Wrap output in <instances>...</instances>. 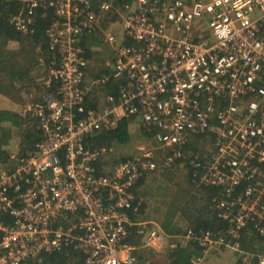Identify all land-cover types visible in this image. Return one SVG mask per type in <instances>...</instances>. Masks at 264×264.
I'll return each instance as SVG.
<instances>
[{
    "label": "built area",
    "instance_id": "obj_1",
    "mask_svg": "<svg viewBox=\"0 0 264 264\" xmlns=\"http://www.w3.org/2000/svg\"><path fill=\"white\" fill-rule=\"evenodd\" d=\"M19 1L10 23L22 33L33 31L39 10L56 19L46 31L47 90L28 106L43 138L0 170V264L41 261L67 247L83 264H141L138 249L190 243L202 249L193 264L223 250L240 264H264V253L242 244L243 234L264 240V0ZM113 14L121 21L120 32H105L113 69L92 83L117 81L118 96L90 107L81 40ZM122 118L138 119L172 160L188 161L197 188H219L212 201L226 230L171 235L155 224L129 242L139 225L129 213L135 189L156 169L154 153L108 167L102 161L113 148L88 144ZM195 136L208 139L206 151L186 149Z\"/></svg>",
    "mask_w": 264,
    "mask_h": 264
},
{
    "label": "trees",
    "instance_id": "obj_2",
    "mask_svg": "<svg viewBox=\"0 0 264 264\" xmlns=\"http://www.w3.org/2000/svg\"><path fill=\"white\" fill-rule=\"evenodd\" d=\"M131 1V0H130ZM20 7L19 0H0V91L6 95L11 96L14 87L17 84H14L17 80H22L25 75L29 73V67L24 69V63L29 60V57H26L25 54L29 50H32V47L42 50L43 60L46 61L47 65L50 67L51 63V52L49 50V40L46 34L47 29L56 19V15L53 10H39L34 22H33V31L29 33H22L14 28L10 23V17L12 14L16 13ZM116 20H120L119 16ZM115 21V20H114ZM111 18H105L104 22L106 24H114ZM98 29L94 32L86 33L81 40V45L85 49V55L90 61L93 57L91 45H88V38L93 37V33H96ZM107 45H110L105 37ZM11 42H18L20 44L17 48H10ZM111 46L113 52V46ZM31 48V49H30ZM114 55V52H113ZM20 58L21 62H18L17 59ZM114 58V57H113ZM115 59V58H114ZM88 70V69H87ZM107 70H100L94 76L97 78L101 73ZM2 75L6 78L3 79ZM96 88V86L94 87ZM101 90L104 91V95L114 94L118 96V82L109 81L99 86ZM52 89H55V85H52ZM93 90H90L87 95V105L90 107H96L97 103L92 97ZM264 107V105H263ZM133 118H122L117 122V125L113 128L103 129L97 134H94L90 137L88 144L93 147H111L113 143L118 144H127L131 140L130 132V123ZM13 129H16V133L19 136V141L14 146L16 142L13 138ZM150 136V134L145 133ZM43 133L38 127L37 120L32 117L29 113L27 115L22 114L19 111L11 109H0V168L1 166H6L8 168L9 163L11 162L14 167L18 162L21 156H24L28 151L34 150L35 145L42 140ZM208 141L204 136H195V139L191 141L186 149L190 150L192 154L196 152L206 151V149L200 150L199 144L202 142V146ZM199 142V143H198ZM15 148L16 158L11 159V148ZM125 158V157H124ZM121 158V159H124ZM118 159L116 161H119ZM176 162L180 163L185 160L179 158L174 159ZM188 161H186V167L189 168ZM12 166V165H11ZM9 166V168L11 167ZM13 166L9 169L11 170ZM189 171V170H188ZM189 181L192 184L190 189L185 191L181 197L178 198V204L175 202L171 203V206L166 208L164 215L159 219V224L162 229L171 235L181 234L186 231L187 228L198 229H210V230H226L227 222L223 220L218 215V210L215 207L214 202L212 201L213 197L219 191L217 187H205L202 188V191H198L195 184L191 181L190 171L188 172ZM145 178H143L138 186L143 183ZM137 186V187H138ZM192 191V192H191ZM136 194L137 189H135ZM200 193L205 195V201L201 203ZM180 199V200H179ZM138 202V199L136 200ZM138 205V204H137ZM136 205V206H137ZM136 206L129 211L130 216L133 222H137L138 216L143 213L145 209V204L140 202L139 207L135 210ZM180 213V214H179ZM177 215H181L184 222L186 223L187 228H184L181 222H177L174 219H177ZM9 220L10 217H8ZM138 226H131L133 232V238L129 240L130 243H139L140 234H138ZM253 234V233H252ZM252 236H255L254 234ZM247 234H243L242 244L243 247L258 252L253 249L252 246L248 247L245 241L254 240L252 237L250 240ZM256 237V236H255ZM262 244L264 240L256 237ZM139 252L140 255H143V252L140 249L136 250V254ZM202 249L195 243H190L185 247L177 246L174 249H169L167 251V257L169 259L168 264H193V258L200 255ZM141 257V256H140ZM138 255V260L140 261ZM238 257V258H237ZM210 259V258H209ZM214 262L209 264H240L238 254H233L230 251L225 250L222 253L221 258H215ZM219 260V261H217ZM206 260L203 264H205ZM84 255L72 248L67 247L62 251L56 252H46L42 256V260L38 261H28L25 264H83Z\"/></svg>",
    "mask_w": 264,
    "mask_h": 264
},
{
    "label": "rangeland",
    "instance_id": "obj_3",
    "mask_svg": "<svg viewBox=\"0 0 264 264\" xmlns=\"http://www.w3.org/2000/svg\"><path fill=\"white\" fill-rule=\"evenodd\" d=\"M117 19V17H116ZM121 21L115 20L113 23L116 24V26L112 27L111 24H106L104 20L102 21V26L98 29V36L97 38H100L101 40V48L97 53H94L95 55L90 59L88 70H87V76H86V85L89 86L90 90H93L92 97L94 98V101L98 104L103 105L105 93L103 90H101L99 87H95L93 85L94 76L98 73V71L102 70L101 67H104L108 72H110L113 69L114 63H111V66L106 62L109 60L108 56H100L104 52V45L105 44V32L108 28L109 31L118 33L121 31ZM10 48L14 49L20 46L18 42H11ZM31 49V48H30ZM42 50L32 47V50H29V53L27 52L25 54L26 57H29V60L24 63V69L29 67V73L28 75L22 79L15 81L17 84L18 89L25 90V96L23 98V101L21 103H17L18 111L22 114L27 115L28 112V106L32 104V102L37 99L41 94H43L46 90V83L50 76V67L47 65L46 61L43 60L45 57L42 56L40 53ZM18 62L20 61V58L17 59ZM3 79H6L2 75ZM14 98V97H13ZM12 98V99H13ZM14 100V99H13ZM25 100V102H24ZM17 102L16 100H14ZM132 124V122H131ZM139 130H135L133 132L132 128L131 130V140L127 144H118L113 143L111 147L113 148V151L104 157L102 163L103 166H108L116 162V160L133 156L135 154H140L145 151H152L154 153V158L156 162V169L153 171H150L148 178L145 180V186L142 188V201L145 204L144 209V215L146 212H148V215L146 218L154 221L157 223V219L162 218L163 213L157 211V209L164 204L165 210L166 208L171 206V203L175 202V204H178V198L182 196V194L190 189L192 184L189 181L188 177V168L186 167V164L184 162H176L175 160L171 159V155L168 150H165L163 148H159L157 144L152 140V138L148 135H146L140 127V122L137 120V126ZM13 138H15L16 142L14 143V146L17 141H19V136L16 133V129H13ZM203 146L201 145L202 142L199 144L200 150L202 147L203 149L209 148V142ZM199 143V142H198ZM15 148H11V153H15ZM9 165H11L9 163ZM1 169H9L6 166L1 167ZM198 191H202V188H197ZM192 192V191H191ZM201 196V203L205 201V195L200 193ZM180 200V199H179ZM180 214V213H179ZM179 220L181 221L184 228H187L186 223L184 222L181 215H179ZM154 223H149L146 227H149L150 225H153ZM252 237H249L248 240H250ZM254 240L245 241L248 247L252 246L254 250L264 253V243L262 244L258 239L253 238ZM146 249V248H143ZM152 250L148 249V253L145 254V259H147L146 264H157V256L150 258V254ZM228 251V250H227ZM224 252L221 251L216 254H212L210 257H216L221 258L222 254ZM231 252V251H230ZM233 253V252H231ZM144 254V253H143ZM235 254V253H233ZM219 255V256H218ZM218 256V257H217ZM150 258V259H149Z\"/></svg>",
    "mask_w": 264,
    "mask_h": 264
},
{
    "label": "crops",
    "instance_id": "obj_4",
    "mask_svg": "<svg viewBox=\"0 0 264 264\" xmlns=\"http://www.w3.org/2000/svg\"><path fill=\"white\" fill-rule=\"evenodd\" d=\"M110 18H111V20H116V17H115V15L113 14V16H110ZM113 25H114V27L116 26V24H112V27H113ZM100 26H102L103 27V25H100ZM100 28V27H99ZM109 29L110 28H108L107 29V31H109ZM106 31V32H107ZM98 32V31H97ZM93 33V37H90V38H88V45H91V49H92V54H93V56L95 55L94 53H97L98 51H99V49L101 48V40H100V38H97V36H98V33ZM99 37V36H98ZM105 44L106 45H104V52L100 55V56H102V57H104L105 55L106 56H108L109 57V60H107L106 62L111 66V63H114V58H113V53H112V49H111V46L110 45H107V43H106V41H105ZM101 69L102 70H106V69H108V68H104V67H101ZM14 84H16V82H14ZM14 91H12V93H11V96H9V95H6V94H4L3 92H1L0 91V109H11V110H15V111H18V108H17V106H18V104L17 103H21L22 101H23V98H24V96H25V93H26V91L23 89V90H21V89H18V87L16 86V87H14V89H13ZM14 97V98H13ZM16 100L17 102H15L14 100ZM25 99V98H24ZM24 102H25V100H24ZM138 120V119H137ZM137 120H135V119H133L131 122H132V124L130 123V129L132 128V130H133V132L135 131V130H139L136 126H137ZM130 132H131V130H130ZM132 134V133H131ZM12 154V153H11ZM11 159H12V157H11ZM10 164L12 165V166H14L11 162H10ZM11 165H8V167L9 166H11ZM11 166V167H12ZM1 167H4V166H1ZM149 173L150 172H148L147 174H146V177H145V179H144V181H143V183L142 184H140L136 189H137V198H138V205L136 206V209L135 210H137V208L139 207V204H140V202H143L142 201V188L145 186V180L148 178V175H149ZM157 211L159 212V214H160V212L161 213H163V215H164V213H165V206H164V204L163 205H161L158 209H157ZM144 211H143V213H141L137 218V222L136 223H139V225H138V228L139 227H141V228H145L149 223H154L153 225H155V224H157V226H159L160 228H162L161 226H160V224H159V218L157 219V223H155L154 221H152V220H150V219H148V218H146V216L148 215V212H146V214L144 215ZM162 215V216H163ZM179 217L180 216H178L177 215V219H174L175 221H177V222H181L180 220H179ZM153 225H150V226H153ZM149 250H152V249H149ZM169 249H167V250H164L163 252H160L159 250H152V251H149V252H151V254H150V258H152V257H156L157 256V264H168L169 263V259H168V257H167V251H168ZM140 251L141 252H143L144 254L143 255H140L139 254V252H137V257H138V255H139V257H140V261H141V264H146V261H147V259H145L144 257H145V254H147L148 253V249L146 248V249H143V248H141L140 249ZM219 255H222V254H219ZM218 255V256H219ZM217 256V257H218ZM149 258V259H150ZM216 257H210V259H208V261L205 263V264H209L210 262H214V261H216V260H214ZM238 258V257H237ZM139 259V258H138ZM218 259V258H217ZM217 261H219V260H217Z\"/></svg>",
    "mask_w": 264,
    "mask_h": 264
},
{
    "label": "clouds",
    "instance_id": "obj_5",
    "mask_svg": "<svg viewBox=\"0 0 264 264\" xmlns=\"http://www.w3.org/2000/svg\"><path fill=\"white\" fill-rule=\"evenodd\" d=\"M112 53H113V52H112ZM113 57H114V56H113ZM41 95H42V94H41ZM41 95H40V96H41ZM40 96H39V97H40ZM35 100H36V99H35ZM28 112H29V111H28ZM29 114H30V113H29ZM30 115H31V114H30ZM31 116H32V115H31ZM11 157H12V159H14V158H16L17 156H16L15 153H13V154L11 155ZM13 167H14V166H13ZM10 168H11V167H10ZM10 168H9V169H10ZM7 170H8V169H7Z\"/></svg>",
    "mask_w": 264,
    "mask_h": 264
}]
</instances>
